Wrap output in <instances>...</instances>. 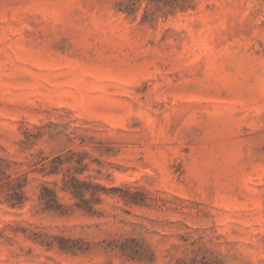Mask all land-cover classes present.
Listing matches in <instances>:
<instances>
[{"label":"rangeland","instance_id":"1","mask_svg":"<svg viewBox=\"0 0 264 264\" xmlns=\"http://www.w3.org/2000/svg\"><path fill=\"white\" fill-rule=\"evenodd\" d=\"M0 264H264V0H0Z\"/></svg>","mask_w":264,"mask_h":264},{"label":"trees","instance_id":"2","mask_svg":"<svg viewBox=\"0 0 264 264\" xmlns=\"http://www.w3.org/2000/svg\"><path fill=\"white\" fill-rule=\"evenodd\" d=\"M151 1H160V0H151ZM126 11L129 12V13H131L132 11H134V9H133V7L131 6V7H127V8H126ZM53 199H56L54 193H53ZM49 201H53L52 198H51V200H49ZM49 201L47 202L48 205L51 204V202H49Z\"/></svg>","mask_w":264,"mask_h":264}]
</instances>
